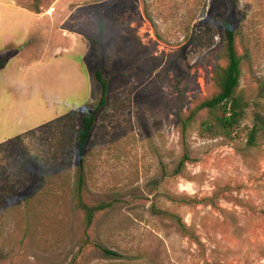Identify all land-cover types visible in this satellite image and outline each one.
<instances>
[{
    "label": "rangeland",
    "instance_id": "374dc122",
    "mask_svg": "<svg viewBox=\"0 0 264 264\" xmlns=\"http://www.w3.org/2000/svg\"><path fill=\"white\" fill-rule=\"evenodd\" d=\"M95 6L106 24L93 50ZM221 21L248 108L230 137L202 129L205 112L183 137L225 65ZM3 57L0 264H264V0H0ZM98 69L107 101L79 168ZM78 195L112 206L86 229Z\"/></svg>",
    "mask_w": 264,
    "mask_h": 264
},
{
    "label": "trees",
    "instance_id": "16d2710c",
    "mask_svg": "<svg viewBox=\"0 0 264 264\" xmlns=\"http://www.w3.org/2000/svg\"><path fill=\"white\" fill-rule=\"evenodd\" d=\"M93 15L98 25V37L97 39H87V42L91 48L95 50L103 39L106 21L98 6L94 7ZM221 28V56L225 61V65L215 66L214 68L212 82L216 87V92L210 98L200 102L189 112L188 116L181 121V134L183 137L191 122L195 121V118L201 112H205L207 115V118L201 123V128L207 129L212 136L222 137H230L234 128L240 124L246 114L248 103L243 97L237 95V89L241 78L242 58L236 48V35L229 21H221ZM7 60L8 58L6 57L0 59V71L5 68ZM94 78L100 87L101 93L94 110L91 113L83 115L81 118V127L78 131L76 144V160L79 168H83L86 144L94 129L97 116L104 108L107 101L108 82L104 78L103 70H95ZM258 119L261 120L260 117H258ZM261 132L262 128L258 123H255L248 135V147L252 148L256 146L257 135ZM189 161L190 157L185 148V152L182 155L175 173L179 174L185 163ZM80 184L81 180L78 181L79 186ZM76 205L83 213L84 224L86 229H88L92 225L95 215L110 208L112 203H100L94 206H88L83 203L81 196L78 195L76 198ZM176 223L183 233L189 234L180 219H177ZM188 236L190 238L193 237L192 235V237L190 235ZM193 238L198 242L195 237ZM107 254L111 255V253Z\"/></svg>",
    "mask_w": 264,
    "mask_h": 264
},
{
    "label": "crops",
    "instance_id": "0c3cea01",
    "mask_svg": "<svg viewBox=\"0 0 264 264\" xmlns=\"http://www.w3.org/2000/svg\"><path fill=\"white\" fill-rule=\"evenodd\" d=\"M5 70H6V67H5L3 70H1V71H5ZM1 71H0V72H1Z\"/></svg>",
    "mask_w": 264,
    "mask_h": 264
}]
</instances>
